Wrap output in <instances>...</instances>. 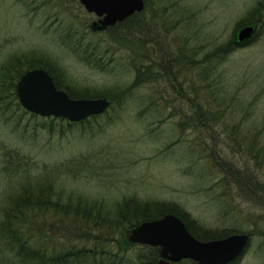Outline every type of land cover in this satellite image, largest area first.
<instances>
[{"label": "rangeland", "instance_id": "rangeland-1", "mask_svg": "<svg viewBox=\"0 0 264 264\" xmlns=\"http://www.w3.org/2000/svg\"><path fill=\"white\" fill-rule=\"evenodd\" d=\"M257 1L148 0L139 18L93 30L98 16L79 0H0V67L16 58L42 60L64 84L85 90L82 98L113 102L100 117L69 127L67 119L29 112L13 93L4 92L0 223L14 196L23 188L35 193L39 179L47 177L43 185H49L45 189L53 200L101 206L98 210L110 217L124 199L173 202L198 233L215 238L250 233L234 264H264V159L247 155L251 142L236 146L222 133L228 125L253 132L264 126V26L210 75L199 74L205 54L237 41L238 29L248 25L241 21ZM141 54L152 63L164 62L167 54H179L180 61L165 76L168 84L161 76L147 78L124 95L136 73L133 57ZM231 144L234 153L227 157ZM227 158L250 169L247 190L223 180L216 164ZM63 164L70 172H63ZM51 203L35 215L36 223L56 221L59 213L52 212ZM58 232L50 239L33 236L34 248L40 245L49 253L71 244L75 250L89 248L87 239L70 237L71 242L64 230ZM3 243L0 237V264H20ZM136 244L127 251L132 256L151 255L148 247H156Z\"/></svg>", "mask_w": 264, "mask_h": 264}, {"label": "trees", "instance_id": "trees-1", "mask_svg": "<svg viewBox=\"0 0 264 264\" xmlns=\"http://www.w3.org/2000/svg\"><path fill=\"white\" fill-rule=\"evenodd\" d=\"M148 6V0L145 3V9L142 12H137L127 17L126 19L118 22V25L129 23L133 18H139L143 15ZM147 22L148 27L153 29V24ZM243 24L253 25L255 32L253 37L256 38L261 34V28L264 26V0H259L255 3L251 10V16L246 20L241 21ZM137 24H141L137 19ZM93 30H98L99 22L94 21L91 25ZM259 27V28H258ZM147 28V26H146ZM148 29V28H147ZM245 42H237L234 39L215 46L212 51L205 54L200 60L201 75H210L218 66L221 64L227 56L232 53L236 47L246 44ZM165 51V50H163ZM145 54L139 56L134 55L133 67L136 69L134 80L129 90L124 95L131 93L130 91L141 84L145 83L147 78L158 79L159 76L164 77L166 84L169 78L165 76H171L170 71L175 64L180 61L179 54L174 57L167 54V58L161 63H152L148 59H144ZM191 60V59H190ZM96 61H100L96 58ZM194 61V60H193ZM212 61V62H211ZM208 62H211L208 65ZM192 63V61H189ZM34 67H42L46 69L51 76L57 87L64 89L71 97L82 98L84 97L85 90H76L70 87L68 84H64L60 79L59 74L45 61L42 60H24L16 58L7 64L0 67V97L3 96L4 92L15 93V84L20 75L27 69ZM205 76V77H206ZM203 77V78H205ZM172 78V77H171ZM170 78V79H171ZM13 91V92H12ZM17 97V96H16ZM124 98V97H122ZM121 98V99H122ZM109 107L102 113L97 115H91L83 120L69 121L67 126L73 127L81 122L89 119H96L102 114L106 113L109 109L113 108V102L111 99ZM20 103H17L19 105ZM202 117V114H200ZM193 123V122H192ZM229 126V127H228ZM227 130H223L225 142H235L236 146H239L240 142H251L247 148V155L257 159L259 154L261 159H264V145L260 142H264V126L260 127L256 132L251 130L241 129L239 127H233L228 125ZM235 145L231 144L227 149V157L230 153H234ZM213 157V154L211 153ZM256 162H259L258 160ZM73 164H76L75 162ZM264 164V162H263ZM222 168L224 172L223 180L228 183V179L233 181L234 185L237 184L241 188L247 190L246 186H251L249 181L251 175L249 174L250 169L248 167L239 168L236 161L227 158L221 160L220 163L216 164ZM68 164L62 165L63 172H70ZM58 170V168H57ZM55 173V172H54ZM253 175V174H252ZM39 179V188L34 193V189L23 188L19 194L14 196L11 200V205L7 207L3 212V219L0 223V237L4 239V245L7 249L15 252L18 263L20 264H147L155 261L159 255V247H148L151 249V255L145 256H132L127 251H130V247L137 245L128 241L127 235L132 227L137 225L139 222L158 218L168 212L179 216L189 229V231L200 239H209L217 237L216 234L208 235L206 232L198 233L193 221L188 219V214L183 209L179 208L178 205L171 202H141L133 199H124L115 208L113 217L105 215L98 208L101 206L92 205L91 207H85L83 202L77 201V203H70L69 201H60L58 198L53 200L50 196L48 189L45 187L49 180ZM261 190H264V184L261 186ZM81 200V199H78ZM48 202H52L53 213H59L57 219L52 224L45 225L44 223H36L34 221L35 215L42 210L49 207ZM50 205V206H51ZM50 209V208H49ZM232 208L227 205V211L230 212ZM264 209V207L262 208ZM82 221V222H81ZM197 227V226H196ZM68 236L67 239L82 238L87 239L90 244L89 248L77 249L73 244L70 248H63L60 250L51 249L49 251L46 248L38 246L34 248L33 236H49L54 238L59 234L58 231H63ZM56 232V234H55ZM253 233V231L251 232ZM250 235V233H248ZM203 235V236H202ZM75 242V240H70ZM146 248V245H141ZM62 250V251H61ZM191 260L182 259L173 264H190ZM236 261H232L229 264H234Z\"/></svg>", "mask_w": 264, "mask_h": 264}, {"label": "water", "instance_id": "water-1", "mask_svg": "<svg viewBox=\"0 0 264 264\" xmlns=\"http://www.w3.org/2000/svg\"><path fill=\"white\" fill-rule=\"evenodd\" d=\"M83 7L99 17V28L113 26L145 7L144 0H79ZM253 25L238 29L236 40L251 38ZM20 105L41 116H54L69 121L83 120L102 113L109 107L107 97L75 98L57 87L51 74L44 68L25 70L15 84ZM131 243L159 247V258L148 264H171L191 259V264H228L245 249L249 235L233 233L220 238L202 240L194 236L177 215L144 220L132 227L127 235Z\"/></svg>", "mask_w": 264, "mask_h": 264}, {"label": "flooded vegetation", "instance_id": "flooded-vegetation-1", "mask_svg": "<svg viewBox=\"0 0 264 264\" xmlns=\"http://www.w3.org/2000/svg\"><path fill=\"white\" fill-rule=\"evenodd\" d=\"M246 41V40H245ZM172 263V262H171ZM173 264V263H172ZM190 264H191V262H190Z\"/></svg>", "mask_w": 264, "mask_h": 264}]
</instances>
